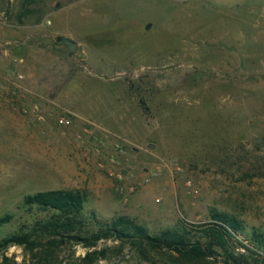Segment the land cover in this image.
I'll return each mask as SVG.
<instances>
[{
	"label": "rangeland",
	"instance_id": "obj_1",
	"mask_svg": "<svg viewBox=\"0 0 264 264\" xmlns=\"http://www.w3.org/2000/svg\"><path fill=\"white\" fill-rule=\"evenodd\" d=\"M47 189L151 234L213 210L240 220L245 243L264 234V0H0V215L14 214L0 239L54 212L23 203ZM99 247L97 264H226ZM87 250L59 252L77 264Z\"/></svg>",
	"mask_w": 264,
	"mask_h": 264
},
{
	"label": "trees",
	"instance_id": "obj_2",
	"mask_svg": "<svg viewBox=\"0 0 264 264\" xmlns=\"http://www.w3.org/2000/svg\"><path fill=\"white\" fill-rule=\"evenodd\" d=\"M85 202V195L78 190L47 189L27 194L24 205L54 212L36 220L29 228L1 238L0 264H71L60 257L59 251L73 244L88 248L77 264H97L110 251L109 247H99V242L108 239L130 243L144 253L163 249L195 260L220 254L226 264H264V234L254 231L250 238H245L248 240L245 243L240 238L244 233L240 220L227 212L213 210L210 221L194 224V228L164 229L159 234H151L127 215L106 221L95 213L87 217L83 210ZM13 219L14 214L10 212L0 215V227ZM91 222L96 228L90 227ZM13 245L21 246L27 253L21 262L5 254Z\"/></svg>",
	"mask_w": 264,
	"mask_h": 264
},
{
	"label": "water",
	"instance_id": "obj_3",
	"mask_svg": "<svg viewBox=\"0 0 264 264\" xmlns=\"http://www.w3.org/2000/svg\"><path fill=\"white\" fill-rule=\"evenodd\" d=\"M150 25L151 23H149L147 27H149ZM57 39L59 42L67 44L71 54L75 51L76 46H77L76 40L69 38V37H65V36H58ZM150 147L153 148V144H151Z\"/></svg>",
	"mask_w": 264,
	"mask_h": 264
},
{
	"label": "built area",
	"instance_id": "obj_4",
	"mask_svg": "<svg viewBox=\"0 0 264 264\" xmlns=\"http://www.w3.org/2000/svg\"><path fill=\"white\" fill-rule=\"evenodd\" d=\"M61 121H63V122H64V121H68V120H65V119L63 118V119H61Z\"/></svg>",
	"mask_w": 264,
	"mask_h": 264
}]
</instances>
